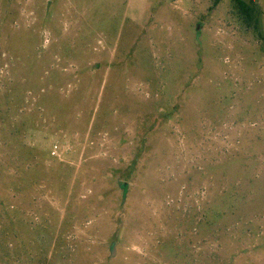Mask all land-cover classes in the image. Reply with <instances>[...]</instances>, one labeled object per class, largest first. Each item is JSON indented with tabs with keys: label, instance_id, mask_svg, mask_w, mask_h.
<instances>
[{
	"label": "rangeland",
	"instance_id": "rangeland-1",
	"mask_svg": "<svg viewBox=\"0 0 264 264\" xmlns=\"http://www.w3.org/2000/svg\"><path fill=\"white\" fill-rule=\"evenodd\" d=\"M240 1L0 0V264H264Z\"/></svg>",
	"mask_w": 264,
	"mask_h": 264
},
{
	"label": "trees",
	"instance_id": "trees-1",
	"mask_svg": "<svg viewBox=\"0 0 264 264\" xmlns=\"http://www.w3.org/2000/svg\"><path fill=\"white\" fill-rule=\"evenodd\" d=\"M236 5H237V9L240 13V15H242V19L243 22L247 25L250 24V22L253 20V12H252V7L245 4L243 1L240 0H234ZM256 21V19H255Z\"/></svg>",
	"mask_w": 264,
	"mask_h": 264
}]
</instances>
